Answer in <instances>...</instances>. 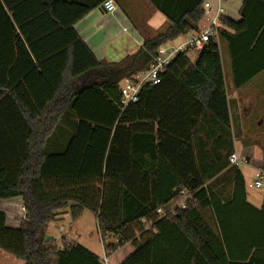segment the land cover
Instances as JSON below:
<instances>
[{
    "label": "trees",
    "instance_id": "obj_1",
    "mask_svg": "<svg viewBox=\"0 0 264 264\" xmlns=\"http://www.w3.org/2000/svg\"><path fill=\"white\" fill-rule=\"evenodd\" d=\"M151 2L169 26L136 54L107 63L73 29L85 10L69 12L68 20L51 7L27 23L0 0V111L14 105L24 130L16 133L24 137L23 153L0 154V200L20 197L25 212L18 228L6 227L0 212V251L24 264H102L79 244L63 240L59 247L47 237L61 215L77 221L88 211L106 255L133 247L121 264H224L232 232L226 226L232 217L242 222L250 215L249 240L238 229L239 260L246 262L240 264H264V203L256 209L247 202L244 178L229 161L218 44L227 47L234 87L264 75V0H243L238 21L221 19L217 42L207 43L194 62L178 54L160 84L144 87L122 111L121 81L146 70L162 44L197 31L203 17L204 0L177 14ZM177 113L194 118L193 134L203 126L195 122L206 121L207 138L229 147L223 162L200 167L199 152L188 149L181 164L170 160L162 122ZM160 208L164 215L156 213Z\"/></svg>",
    "mask_w": 264,
    "mask_h": 264
},
{
    "label": "crops",
    "instance_id": "obj_2",
    "mask_svg": "<svg viewBox=\"0 0 264 264\" xmlns=\"http://www.w3.org/2000/svg\"><path fill=\"white\" fill-rule=\"evenodd\" d=\"M10 10V14L16 15V19L22 22L30 23L34 16L39 13L46 12L51 7H55L56 11L62 15L63 18L67 17L69 20V12L72 15L78 12L86 11L84 16L79 18L74 24L73 29L79 36L81 41L90 50L97 61H104L107 63H118L128 56H132L139 51L143 42L146 39H151L157 34L165 30L169 26L167 17L155 8V4L151 0H112L116 10L114 13H106L102 4L105 0H6ZM156 4L163 6L166 10L174 13H182L184 10L189 9L192 5V0H154ZM209 1V0H207ZM213 7L218 3L222 4L225 8L226 0H212L209 1ZM237 5L236 10H230V7H226V15L224 18L232 21H238L240 19L239 11L242 6L243 0H235ZM234 8V6L232 7ZM41 13V14H42ZM45 15V14H44ZM46 16V15H45ZM46 18V17H43ZM41 21V19L39 20ZM44 22V21H43ZM41 26V24H40ZM185 35H182L175 40L162 44L155 52V54H163L167 50L174 48L180 44ZM221 56L222 69L224 74L225 92L228 101L229 119H230V133H231V146L233 153L237 155V151L250 147L249 155H253V151H257L261 158L259 165L252 163V158L246 156L244 159H238L244 161L245 164H251L257 171H261L264 174V135L260 134V128L256 127L257 122L262 124L264 121V112L252 117L253 110L255 108V102L250 96V85L256 82L257 76L245 83L240 88H236L233 85V80L230 71V59L226 45L222 50L219 49ZM197 57L198 55L195 54ZM190 59V57L187 55ZM196 59V58H195ZM191 60L192 62L195 61ZM226 61V64L225 62ZM228 72V73H227ZM264 82V81H263ZM120 87V85H119ZM0 111V154H6L10 157H16L23 153L22 140L23 135H17V132H23V127L20 126L18 117L16 115L14 105H6L2 107ZM167 117V118H166ZM259 117V118H258ZM185 115H165L163 124L165 126L166 133L163 137L164 145L167 147V154L170 160H173L177 164H181V152L183 150H195L199 152L200 158L198 164L200 167H208L210 165H216L224 161V156L227 153L228 145L222 143H216L214 140H209L206 136L207 123L198 119L195 124H202L203 126L198 132L193 134L190 129L192 120ZM179 121V124L177 122ZM228 140V139H225ZM219 141V139H218ZM217 141V142H218ZM165 147V148H166ZM216 151V156H210L209 154ZM138 159L145 161V155H137ZM239 167V165H238ZM240 170V169H239ZM243 178L244 175L240 170ZM255 172V173H256ZM254 173V174H255ZM245 181V178H244ZM248 189L253 187L245 182L246 200L256 209H260L264 203V197L262 199L249 198ZM221 190V188L219 189ZM231 190L228 188L223 190V197H228ZM0 212L5 214V226L8 228H18L20 221L24 218V208L22 198L16 197L8 200H0ZM250 214V213H249ZM248 218V219H247ZM242 222L232 219L230 220L228 228L230 231V239H226L230 245V257L225 259L224 264H240L246 262H240L241 249L239 240H243L241 231L238 229L245 228L246 238L249 240V227H250V215ZM71 219L69 214H63L58 217L57 221H63ZM242 227V228H241ZM244 230V229H243ZM63 231V230H62ZM59 238H51L57 243L59 247L62 246V240L66 242H73L79 244L99 258L106 257L108 264H121L133 251V247L130 244L118 249L115 253L106 255L103 245L101 243L102 254L87 246V244L77 243L66 233H58ZM51 236V235H50ZM80 236H83L80 234ZM48 237V236H47ZM52 237V236H51ZM49 238V237H48ZM60 240V241H59ZM89 245L90 242H88ZM239 246V247H238ZM0 264H24L12 257L11 255L0 251Z\"/></svg>",
    "mask_w": 264,
    "mask_h": 264
},
{
    "label": "built area",
    "instance_id": "obj_3",
    "mask_svg": "<svg viewBox=\"0 0 264 264\" xmlns=\"http://www.w3.org/2000/svg\"><path fill=\"white\" fill-rule=\"evenodd\" d=\"M102 8L106 13L112 14L115 12L116 7L112 0H105L102 4ZM203 17L198 26V30L189 33L185 36L183 41L164 52L163 54H157L151 58V62L146 70L140 71L134 74L132 77L125 78L121 81L119 87L120 105L122 111L129 105L138 101L139 92L146 86H157L161 82L160 75L164 73L166 67L171 63L173 58L178 54L189 53L198 55L211 40L218 41V30L223 28L221 25V19L225 17L226 10L224 6L218 3L215 7L207 0H204ZM229 161L233 165H239L241 162L236 154H232ZM244 162V161H242ZM264 180V174L261 171H257L254 177V188L260 189ZM186 200L188 194L181 193ZM180 208H184V203L180 205ZM163 209H157L158 215H164ZM173 214V210H172ZM102 264H108L107 258L104 256L100 259Z\"/></svg>",
    "mask_w": 264,
    "mask_h": 264
},
{
    "label": "rangeland",
    "instance_id": "obj_4",
    "mask_svg": "<svg viewBox=\"0 0 264 264\" xmlns=\"http://www.w3.org/2000/svg\"><path fill=\"white\" fill-rule=\"evenodd\" d=\"M212 1V0H209ZM225 8L228 6L230 7V10L237 12V5L235 0H226ZM234 6V8H232ZM219 49L222 53V50L224 48V41H219ZM223 54V53H222ZM188 56L191 60H194L196 58L195 54L189 53ZM226 64V61H224ZM228 73V72H227ZM264 75L257 76L256 82L251 83L250 89V96H253L251 99L253 102H255V108L253 110V115L251 118L257 116V114H261V112H264ZM259 118V117H258ZM260 134L264 132V121L262 124H259L257 122L256 127L260 128ZM264 135V133L262 134ZM250 147H246L245 149H241L240 151H237V156L240 159H244L246 156L249 155ZM250 158H252V163L255 165L260 164L261 158L259 156V153L257 151H253V155H249ZM241 161V160H240ZM239 169L242 171L246 184H250L253 187L252 189H248L249 198H258L262 199L264 197V180L262 183V187L260 189L254 188V177H255V170L256 168L252 166L251 164L247 165L243 162L239 163ZM63 230V231H62ZM60 232L66 233L69 235L73 240H75L77 243L81 244H87V246H90V248L95 249L99 255H101L103 252L101 250V240L99 235L97 234L96 229V220L94 215L91 212L84 211L81 217L77 221H73L71 219L63 220V221H55L48 225L47 227V236L49 238H59L58 233ZM82 234L83 236H80ZM52 237H51V236ZM64 240V239H63ZM62 240V241H63ZM60 241V240H59ZM91 245H89V243Z\"/></svg>",
    "mask_w": 264,
    "mask_h": 264
}]
</instances>
